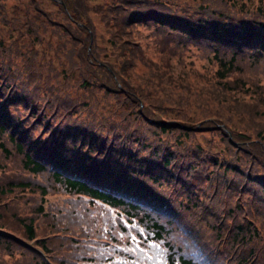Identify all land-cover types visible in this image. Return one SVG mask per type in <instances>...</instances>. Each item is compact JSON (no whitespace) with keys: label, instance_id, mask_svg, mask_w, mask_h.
Wrapping results in <instances>:
<instances>
[{"label":"trees","instance_id":"trees-1","mask_svg":"<svg viewBox=\"0 0 264 264\" xmlns=\"http://www.w3.org/2000/svg\"><path fill=\"white\" fill-rule=\"evenodd\" d=\"M4 262L264 264V0H0Z\"/></svg>","mask_w":264,"mask_h":264},{"label":"rangeland","instance_id":"rangeland-1","mask_svg":"<svg viewBox=\"0 0 264 264\" xmlns=\"http://www.w3.org/2000/svg\"><path fill=\"white\" fill-rule=\"evenodd\" d=\"M94 1H98V2H103V3H105L107 0H94ZM50 8L51 9H57L56 7H54V6H50ZM10 13H12V12H10ZM140 66H143L142 64L140 65ZM142 68V67H141ZM3 264H9V263H7V262H4Z\"/></svg>","mask_w":264,"mask_h":264}]
</instances>
